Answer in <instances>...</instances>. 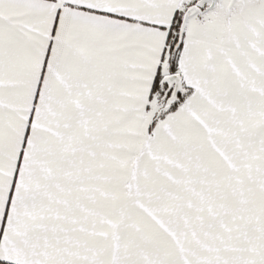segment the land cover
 <instances>
[{
	"label": "snow or ice",
	"instance_id": "obj_1",
	"mask_svg": "<svg viewBox=\"0 0 264 264\" xmlns=\"http://www.w3.org/2000/svg\"><path fill=\"white\" fill-rule=\"evenodd\" d=\"M0 264H264V0H0Z\"/></svg>",
	"mask_w": 264,
	"mask_h": 264
}]
</instances>
